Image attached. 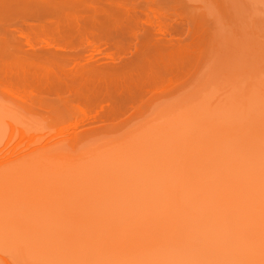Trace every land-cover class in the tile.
I'll use <instances>...</instances> for the list:
<instances>
[{
	"label": "rangeland",
	"instance_id": "374dc122",
	"mask_svg": "<svg viewBox=\"0 0 264 264\" xmlns=\"http://www.w3.org/2000/svg\"><path fill=\"white\" fill-rule=\"evenodd\" d=\"M177 1L200 42L138 112L60 137L0 92V264H264V0Z\"/></svg>",
	"mask_w": 264,
	"mask_h": 264
},
{
	"label": "bare ground",
	"instance_id": "6f19581e",
	"mask_svg": "<svg viewBox=\"0 0 264 264\" xmlns=\"http://www.w3.org/2000/svg\"><path fill=\"white\" fill-rule=\"evenodd\" d=\"M183 5L177 0H0V92L45 113L42 119L68 122L54 129L58 136L130 116L145 96L167 89L181 58L200 42L201 21L181 13ZM91 36L129 52L96 58L83 47ZM24 131L11 133L7 147L17 136L18 147L29 141Z\"/></svg>",
	"mask_w": 264,
	"mask_h": 264
},
{
	"label": "flooded vegetation",
	"instance_id": "af4514ba",
	"mask_svg": "<svg viewBox=\"0 0 264 264\" xmlns=\"http://www.w3.org/2000/svg\"><path fill=\"white\" fill-rule=\"evenodd\" d=\"M128 52L129 51H127V50H117L116 49V52L115 53H112V55H120L121 53L124 54V53H128ZM101 58H104V57H101ZM105 58H106V56H105Z\"/></svg>",
	"mask_w": 264,
	"mask_h": 264
}]
</instances>
